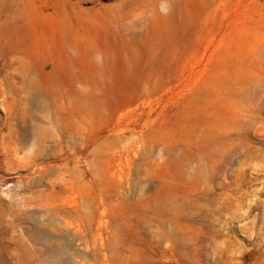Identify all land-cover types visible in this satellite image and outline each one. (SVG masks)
Here are the masks:
<instances>
[{
	"label": "rangeland",
	"instance_id": "obj_1",
	"mask_svg": "<svg viewBox=\"0 0 264 264\" xmlns=\"http://www.w3.org/2000/svg\"><path fill=\"white\" fill-rule=\"evenodd\" d=\"M0 264H264V0H0Z\"/></svg>",
	"mask_w": 264,
	"mask_h": 264
}]
</instances>
